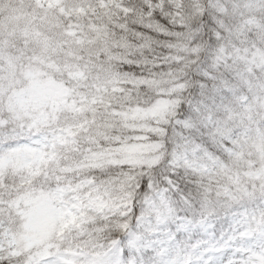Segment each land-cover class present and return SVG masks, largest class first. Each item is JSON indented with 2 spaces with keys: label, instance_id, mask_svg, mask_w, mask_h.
I'll use <instances>...</instances> for the list:
<instances>
[{
  "label": "trees",
  "instance_id": "16d2710c",
  "mask_svg": "<svg viewBox=\"0 0 264 264\" xmlns=\"http://www.w3.org/2000/svg\"><path fill=\"white\" fill-rule=\"evenodd\" d=\"M4 1L7 4L0 6V9L10 6L9 0ZM97 1L87 0L84 6L99 9V15L87 10L85 11V17L72 15L69 20L72 23L78 24V26L72 29L79 39L75 43V48L71 51V57L78 62V69L84 72V77H88L91 82V87L86 89V93L91 98V103L84 110V124H87L88 127L91 125L92 139L90 145L85 138L80 140L83 156L93 154L98 157V160H101L103 156L101 147L104 149L112 143H124L131 139L125 138L122 141H117L116 136L119 133V126L123 125L121 123L126 119L129 111L146 109L149 101L156 98V95L163 89L166 79L169 78L168 71L171 65L165 61L161 64L160 62L171 52L169 51L170 48L178 44H202L206 50L208 59L213 58L219 52L220 45H224L225 54H228V57L235 56L239 61L229 60L218 64V77L228 82L238 76L244 78L245 81H250L252 88L256 91L264 88L261 87L264 86V78L260 79L262 85L258 88L256 79L250 75L251 71H254V76H262L258 63H252L253 59H249L254 48L242 45L238 40L233 41L227 35L222 24L225 16L219 12L208 8L205 12L197 14L192 9L193 0H181L180 3L179 0H176L178 4L171 2V0H125L123 4L114 6L113 8H97ZM144 4L153 6L172 5L171 12L173 17H179L175 20V23L184 25L183 32L175 33L177 39L169 42L170 48L163 43L167 37L159 38L161 43L155 45L154 51L152 42L145 40L139 45L135 42V37L144 28L151 27L156 31L162 30L155 21L151 20L149 14L144 11ZM66 7L67 11H69V7ZM125 8L129 10V15H123ZM67 23L68 20L65 23L66 28ZM215 31H218V34ZM257 47L260 48L261 56H264V34L258 38ZM1 49L0 53L2 54L0 55L2 58L9 54L10 50H6L3 47ZM137 54L143 57V59L135 61V63L140 65L138 71L143 73V75L134 77L126 70V66L133 62L132 57ZM234 68H237L239 71H235ZM190 69L193 70L194 75L191 79L183 82L188 86L191 85L192 95L205 97V106L200 113L197 111L196 115L187 114L186 121L190 123L189 128L200 132V136L196 133V138H203L207 144H211L212 138L213 143L219 149L228 150L227 146L231 138L225 133L217 136L213 135L216 129L209 128L210 123L208 121V117L210 116L218 119L226 114L225 108L228 106L224 103L221 95L222 93L227 94L228 86L220 83V92L217 93L218 86H214L212 82H209L210 85L196 82L198 70L196 65L192 63ZM199 77H204V75L200 74ZM121 80L127 83H119ZM1 85L2 82L0 80V89H2ZM98 86L103 88L97 89ZM181 104H183L184 108L185 102H181L179 105L181 106ZM227 118L230 121V117L227 116ZM233 128H228L226 132L232 134ZM178 131H184L183 133L186 137L196 139L190 137V132L187 130L178 128ZM79 136L83 137V134L79 133ZM158 149V145L151 146L148 149L151 160L149 167L140 166L138 171L143 170V172H147L156 164L153 161V157ZM79 159L80 157L74 158V160ZM86 159L91 162L93 161V158ZM112 164L111 162H105L97 165L94 169H88V171L81 170L79 173H74L73 175L74 178L75 176L83 177L81 174L91 177L95 181V186L89 187L88 190H92L100 201L108 200L110 203H114L118 198V194H125L126 187L123 185L114 187L111 181L113 179L118 181L120 176L125 173L126 167H122V164L115 168H110L109 166ZM73 165L74 162H70V167ZM64 167L68 168L69 162H66ZM126 196H128L127 199H131L130 194ZM128 202H131V200H127L119 206L112 205L106 214L95 212L93 217L96 220L91 223L86 224V222L83 223V220H80L77 227L67 229L65 239L67 244H69L68 247L71 249L74 247L85 248L91 238H94L96 242H107L113 236H119V233L114 231L113 227L117 219L114 215V210L123 208ZM87 232L92 233L93 236L88 237Z\"/></svg>",
  "mask_w": 264,
  "mask_h": 264
},
{
  "label": "rangeland",
  "instance_id": "374dc122",
  "mask_svg": "<svg viewBox=\"0 0 264 264\" xmlns=\"http://www.w3.org/2000/svg\"><path fill=\"white\" fill-rule=\"evenodd\" d=\"M31 1H34L36 8L28 16L43 12L41 9L45 8L51 13L47 15L44 11L45 19L39 18L41 23L58 19L53 15L56 7L53 0ZM257 2L264 7V0ZM41 23L37 24L40 26ZM3 24L0 23V44L2 41L7 45L12 44L17 40V35L12 33L15 25L8 27L9 24ZM40 30L41 33H34L29 38L39 43L35 47L28 44L25 47L27 51L24 54L28 55L26 64L30 66H20L18 70L23 84L27 86L16 91L19 95L12 97L14 101L10 105L7 102L13 121L0 117V257H15L23 253L28 254L24 264H48L51 260L56 264H84L79 259L86 257L85 253L60 251L57 245L63 236L64 226L60 225L61 222L70 221L66 212L69 202L64 196L69 195L71 190H64L61 186L50 187L53 180L44 166V159H40L31 149L38 145L47 149L57 146L56 137L61 135L65 138L61 127L63 120L80 116L78 105L71 100L69 86L63 78L59 79L71 66L68 60L70 56L64 53V48L74 46L76 35L71 28H54L49 32ZM2 60L5 67L0 69V75L8 83L15 71L11 66L15 65L17 56H5ZM259 61H264V56ZM37 79L42 82H36ZM10 82L16 84L14 80ZM21 135L23 139H20ZM22 142L30 146L21 150L19 146ZM46 160H49L48 155L45 156ZM36 162H39L38 167H35ZM40 171L44 172L43 176ZM61 198L62 211L58 209ZM80 207L79 201L71 206L74 210ZM240 239L245 240L246 236L242 235ZM243 244L246 245V242ZM249 255L243 264H260L258 254ZM112 258L115 264H119L118 252ZM197 259L199 257L192 258L185 264Z\"/></svg>",
  "mask_w": 264,
  "mask_h": 264
},
{
  "label": "snow or ice",
  "instance_id": "6c2138e0",
  "mask_svg": "<svg viewBox=\"0 0 264 264\" xmlns=\"http://www.w3.org/2000/svg\"><path fill=\"white\" fill-rule=\"evenodd\" d=\"M143 9L162 30L144 28L135 37V42L138 45L145 40L152 42L154 51L155 45L161 43L159 38L167 37L163 43L170 48L169 42L177 39L175 33L184 31V25L175 23L179 17H173L172 5L144 4ZM138 59L143 57L139 54L133 56V62L126 66V70L134 77L143 75L138 71L140 65L135 63ZM180 107L183 109V104ZM177 115L181 121L187 120V116L180 113ZM148 123L152 121L149 120ZM164 125L166 127L146 130L143 135L146 137L145 143L159 146L167 161V167L158 171L156 163L147 172H141L136 177L135 185L142 194L139 208L137 209L133 200L130 208L114 210L117 219L113 227L119 236H113L109 240V244L115 241L114 248L103 246L104 251L95 264H115L112 257L117 252L119 264H142V261L143 264H166L163 258L164 250L177 245L183 246L185 243L194 247L199 254V259L191 261L190 264H243L242 259L237 258L239 250L231 240V233L218 236L214 227H208V221L196 223L197 215L203 217L204 212L200 211L197 194L192 192L193 183L190 176L194 166H198L203 149L197 148L193 139L184 136L182 131L176 132V128L183 130V123L173 127V121L170 119ZM189 132L190 137L196 138L195 129H190ZM161 137H166V141L160 139ZM196 143L208 146L203 138H196ZM122 167L131 170L129 165ZM174 204L183 205L186 211L180 215L175 214ZM137 236L141 237L138 243L147 241V247L137 248L134 243L137 242ZM230 247L231 252L228 250ZM239 256L242 257L243 253H239Z\"/></svg>",
  "mask_w": 264,
  "mask_h": 264
},
{
  "label": "clouds",
  "instance_id": "9594fccd",
  "mask_svg": "<svg viewBox=\"0 0 264 264\" xmlns=\"http://www.w3.org/2000/svg\"><path fill=\"white\" fill-rule=\"evenodd\" d=\"M160 127H166L164 124H161ZM160 139L165 140L166 141V137H161ZM158 154L160 155V160L158 162V166H157V170L158 171H162L164 168L167 167V161L165 159V157L163 156L162 152H160V150L158 151ZM130 174L132 175H136L134 170H129ZM125 194L128 195L130 194L131 197V204L132 201H135V205L137 207V209L139 208L140 205V200L142 199V194L138 191L136 185H135V181H133L132 183H130L128 185V187L125 190Z\"/></svg>",
  "mask_w": 264,
  "mask_h": 264
}]
</instances>
